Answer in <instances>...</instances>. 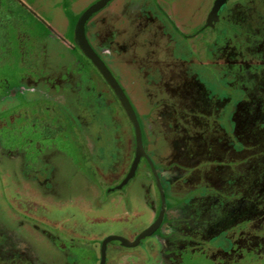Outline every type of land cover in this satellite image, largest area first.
I'll return each instance as SVG.
<instances>
[{
  "label": "rangeland",
  "instance_id": "374dc122",
  "mask_svg": "<svg viewBox=\"0 0 264 264\" xmlns=\"http://www.w3.org/2000/svg\"><path fill=\"white\" fill-rule=\"evenodd\" d=\"M96 1L0 0V264H98L102 239L132 241L158 215L146 160L114 189L133 158V130L73 41L77 19ZM214 1L109 0L83 24L133 109L166 209L165 233L132 248L108 243L104 264H155L160 240L172 248L163 264H264V202L235 201H250L249 184L264 168V5L227 0L212 29L204 20ZM227 52L233 66L223 64ZM26 78L48 98L25 91L31 100L22 101ZM184 137L190 164L177 158L181 175L167 186L176 169L158 171V163L176 161L182 148L172 141ZM221 205L209 238L212 219L202 211L218 219Z\"/></svg>",
  "mask_w": 264,
  "mask_h": 264
},
{
  "label": "water",
  "instance_id": "95a60500",
  "mask_svg": "<svg viewBox=\"0 0 264 264\" xmlns=\"http://www.w3.org/2000/svg\"><path fill=\"white\" fill-rule=\"evenodd\" d=\"M108 1L109 0H97L96 2L91 4L89 7H87L80 14L79 18L77 19L74 25L73 41L76 47L78 48V50L81 52V54L90 62V64L96 69V71L105 81V83L109 86L114 96L116 97L118 103L120 104L122 110L127 116V119L129 120L132 130H133V141H134L133 142L134 143L133 158H132V161L129 165V168L124 178L114 189H120L124 184L127 183L128 180H130L133 177L140 158H143L144 160H146L150 168V171L152 173L153 181L156 186L158 197H159L160 207L158 210V215L156 216L154 221L150 225H148L145 229H143L141 232H139L132 241H127L117 236H108L102 239V241L100 242V247H99L98 264H104L105 249L108 243L115 241V242H118L120 246L125 247V248H132V247L137 246L140 240L151 236L155 232V230L159 228L162 222V219H163V215L165 214V203H164V196H163L162 188H161L157 173L155 169L153 168L151 161L147 157L142 147L140 128L136 120L135 114L133 112V109L129 101L127 100L125 94L123 93L119 85L117 84L116 80L113 78V76L111 75L107 67L104 65V63L101 61V59L91 49V47L87 43V40L85 39L84 34H83L84 22L93 13L101 9ZM225 1L226 0H215L210 14H213L219 8V6Z\"/></svg>",
  "mask_w": 264,
  "mask_h": 264
},
{
  "label": "flooded vegetation",
  "instance_id": "af4514ba",
  "mask_svg": "<svg viewBox=\"0 0 264 264\" xmlns=\"http://www.w3.org/2000/svg\"><path fill=\"white\" fill-rule=\"evenodd\" d=\"M227 1V0H226ZM225 1V2H226ZM255 1V2H254ZM256 1L257 0H249V4H251V3H256ZM258 2L259 3H261L262 5H264V1L263 0H258ZM224 3V2H223ZM222 3V4H223ZM213 4H214V2L212 3V5H211V8L208 10V12L206 13V17H205V20H204V24H205V26L206 27H208V28H212V29H214V27H215V25L221 20V15L220 14H217V12L219 11V8H220V6L222 5H220L219 6V8L213 13V14H210L211 13V9H212V7H213ZM264 7V6H263ZM224 19V18H223ZM227 20H229V19H227ZM236 21V20H235ZM239 21H241V20H239ZM247 26L248 25H246V26H244V28H247ZM249 27V26H248ZM218 30H219V28H218ZM246 30V29H245ZM221 31V30H220ZM248 39H249V37H248ZM113 40V38H112V36L110 37V38H107V37H105V38H103V39H101V41H100V43H99V52L100 53H102V54H108V51L106 50V47H107V45H106V42H111ZM262 51V50H261ZM80 52V51H79ZM251 53H255L256 55L257 54H261V52H253L252 50H251ZM259 54V55H260ZM261 56V55H260ZM231 58H232V54L231 53H228L227 52V54H226V56L224 57V62H223V64H224V66H229V65H231V66H233V64L235 63L233 60H231ZM260 60H258L257 61V63L255 62L254 63V65H255V67L257 68V67H259V65H258V62H259ZM256 100V99H255ZM257 104H259V101H258V99L255 101ZM156 117H161L162 119L164 118V119H170L171 121V124H172V128L173 129H175L176 127L174 126V124H175V121L168 115V114H159V115H157ZM70 119H72L73 117H69ZM74 119V118H73ZM181 130V133L183 132V130H182V128L180 129ZM85 138V136L83 137V139ZM88 138V137H87ZM85 140V139H84ZM88 140H89V138H88ZM188 141H191V138H181V139H179V141H172L173 142V149H176L177 147V145L178 144H180V147L182 148V151L180 152V153H176L175 155H173V158H174V160H176V161H172V162H166V161H164V162H159L158 163V165H159V169H157L158 171H160V170H163V171H171V170H173V168H175L176 169V174H177V177H175V178H173V179H171L170 180V182H169V184L167 185V186H169L172 182H173V180H176V179H178V177L181 175V172L179 171V169H177V164L176 163H178V161H177V158H179L180 160H183L184 161V163L185 164H190V162L189 161H191V155H192V153H193V148L191 147V146H186V144H183V143H185V142H188ZM89 143H90V146H91V149H89L87 146H86V143L84 144L83 143V147H84V149H85V151H86V154L88 155V156H90V157H94V151H95V147H94V145H93V142H92V140L90 141L89 140ZM172 144V143H171ZM133 147H134V144H133ZM16 149V148H15ZM134 149V148H133ZM17 150V149H16ZM177 150V149H176ZM173 152V151H172ZM99 153V152H98ZM101 161H102V157H101V155L99 154L98 155V157H97V163H98V166L100 165V163H101ZM140 161H143V163H144V165L146 166V163H145V160L143 159V158H140V160H139V162ZM96 163V164H97ZM179 164L180 165H182L183 164V162L181 163L180 161H179ZM129 168V167H128ZM259 175H260V178H262V183H264V168L261 170V169H259V172H258V176L257 177H255V178H253V180L251 181V183L249 184V192H248V194L247 195H250L252 198H250V201H244V200H235V201H243V202H247V203H249V204H258L259 202L260 203H263L264 202V198H260L261 197V195H257L256 194V188H255V185L257 184V183H255V181H257L259 178ZM153 181V180H152ZM160 181H161V179H160ZM162 182V181H161ZM209 199L210 198H206L205 200H204V205H207L208 207H214V206H217V201L215 200V202L217 203H214L213 205L212 204H210L209 203ZM234 201V202H235ZM224 205V204H223ZM223 205H221L220 206V216L218 217V219H213V216L210 214V213H207V211H202V215H203V217H207L209 220L210 219H212V221H211V225H209V226H207L205 229H204V233H206L207 235H208V237L210 238V237H212V236H209V233H210V231L211 232H216V233H218L217 231H219L218 229H216V227L215 226H212V225H215V223H217L218 224V222L220 221H222V218H224V208H223ZM165 212H166V209H165ZM169 213H171V211L170 212H168L167 213V215L169 216L170 214ZM246 213L247 214H251L252 212H248V211H246ZM165 215V214H164ZM164 215H163V217H164ZM169 217H171V216H169ZM262 217V216H261ZM260 217V218H261ZM173 218V217H172ZM248 220V219H247ZM241 221H244V220H241ZM240 222V221H239ZM238 223V222H237ZM236 223V224H237ZM235 224V225H236ZM161 225V224H160ZM213 227H215V229L213 228ZM211 229V230H210ZM159 230V232L160 233H165V230H164V228H161V226H159V228L157 229V230H155V231H158ZM208 230H210V231H208ZM155 233V232H154ZM153 233V234H154ZM152 234V235H153ZM217 235V234H216ZM160 247H159V251H158V253H157V261L155 262V264H163V262H166V257H165V253L166 252H168V251H170V250H172V248L170 247V245L167 243V242H164V241H162V240H160ZM235 244H237V246L238 245H241L240 243L238 244V242H236ZM236 247V246H235ZM239 248V247H238ZM227 250H228V248H227ZM228 252V251H227ZM98 262H99V259H98Z\"/></svg>",
  "mask_w": 264,
  "mask_h": 264
},
{
  "label": "crops",
  "instance_id": "0c3cea01",
  "mask_svg": "<svg viewBox=\"0 0 264 264\" xmlns=\"http://www.w3.org/2000/svg\"><path fill=\"white\" fill-rule=\"evenodd\" d=\"M22 82L24 81V78H22L21 77V79H20ZM26 82L27 83H25V85L27 84V86H25V88H21V87H19L18 89H17V95L19 94V96L18 97H21L20 99L22 100V101H30L31 99H28L27 98V96H25L23 93L25 92V91H28V92H32V93H34V92H36V94L39 96V95H41V96H46L47 98H48V92L47 91H49L47 88H43L42 90H40V89H38V88H35L33 85H35V84H33V82H31V80L29 79V78H26ZM74 88H79V91L81 90V86H77V85H75V87ZM47 90V91H46ZM51 92H52V89H51ZM53 94V97H51V102L53 103V104H57L59 107L60 106H62V104H64L63 102H62V97L57 93V92H55V93H52ZM51 94V95H52ZM80 99L79 100H82L81 98H84V95H81L80 97H79ZM19 99V100H20ZM33 100V99H32ZM88 100H89V98H88ZM47 109V111L49 110L50 111V108L49 107H47L46 108Z\"/></svg>",
  "mask_w": 264,
  "mask_h": 264
},
{
  "label": "trees",
  "instance_id": "16d2710c",
  "mask_svg": "<svg viewBox=\"0 0 264 264\" xmlns=\"http://www.w3.org/2000/svg\"><path fill=\"white\" fill-rule=\"evenodd\" d=\"M76 48V47H75ZM77 49V48H76ZM78 50V49H77Z\"/></svg>",
  "mask_w": 264,
  "mask_h": 264
}]
</instances>
